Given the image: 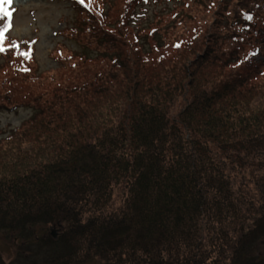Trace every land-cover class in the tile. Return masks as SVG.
Masks as SVG:
<instances>
[{"label": "trees", "instance_id": "16d2710c", "mask_svg": "<svg viewBox=\"0 0 264 264\" xmlns=\"http://www.w3.org/2000/svg\"><path fill=\"white\" fill-rule=\"evenodd\" d=\"M85 3L83 39L95 40L101 65L76 55L60 83L20 102L2 79L0 110L31 109L19 127L0 128L4 238L17 229L30 245L29 227H57L56 238H40L58 246L46 264L87 255H114V264H264V6L256 38L253 21L226 25L231 2L219 0L220 19L187 44L145 47L133 26L143 0ZM19 54L7 55L14 72H26Z\"/></svg>", "mask_w": 264, "mask_h": 264}, {"label": "rangeland", "instance_id": "374dc122", "mask_svg": "<svg viewBox=\"0 0 264 264\" xmlns=\"http://www.w3.org/2000/svg\"><path fill=\"white\" fill-rule=\"evenodd\" d=\"M229 1L231 2V14L224 18L226 25L229 28L240 30L253 21L251 37L257 36L256 32L263 27L261 20H258L260 18L258 15H262L260 10L264 6L263 2L262 6L256 8L260 0ZM121 2L123 5L124 0ZM143 2L136 6L135 16L137 19L133 22V26L136 29L135 32L138 33V39L141 40L139 43L145 47L152 46L154 41L172 43L174 39L178 40L179 44L185 45L194 32H201V27L206 28L221 17L214 15L220 5L219 0H214V3H210L207 7L203 0H143ZM80 6L82 4L79 0L76 2L73 0H11V3L7 5L11 11V27L4 32L3 40L0 42V47L4 48V51H0L1 94L6 89L12 88L16 92L15 102L35 97V95L39 96L44 89L52 88L55 83H60L61 78L71 69V65L79 61V56L76 57V55L84 52L87 57L96 59L92 60L94 65L102 64L101 59L95 57V40L91 37L88 38L89 40L83 39L86 35L84 30L87 26L91 27V21ZM120 7L118 1V7H114V14ZM247 17H251V19ZM2 22V16H0V28H3ZM252 41L254 39L251 38L243 45L246 51L256 45L255 43L251 44ZM13 42L16 46H12ZM88 42L90 43L88 44ZM170 48L169 46L168 51H171ZM255 48H258V45ZM10 52H15L19 57V52L29 53L28 71L14 72L12 68L14 61L10 62L7 55ZM259 52L258 56L264 52V49H259ZM255 59H259V57H255ZM14 74L15 76H13ZM3 78L12 82L5 86V90L2 89ZM30 115L31 109L26 104L2 109L0 110V128L4 130L17 128ZM2 150H6V146ZM249 179L251 178H247V180ZM242 189H246L245 185ZM114 196L115 207H117L120 204L119 195L114 193ZM28 229L32 232V234L29 232L27 234L32 239L30 245H27L30 239L28 237L23 239L17 234V229L13 235L14 237L20 236L18 239L8 237L12 233L7 234L8 238H4L6 234L0 231V264H33L36 261L38 264H46V261L51 259L50 256L58 248L57 244L44 243L40 238L43 235H52L56 238L59 234L58 228L52 224H40ZM34 236L37 238L34 239ZM258 248L261 250V247ZM262 250H264V241ZM26 253H31L35 257L28 259L32 255H26ZM114 259V255L106 257L87 255L82 260L70 262V264H114ZM206 264L212 263L207 262Z\"/></svg>", "mask_w": 264, "mask_h": 264}, {"label": "snow or ice", "instance_id": "6c2138e0", "mask_svg": "<svg viewBox=\"0 0 264 264\" xmlns=\"http://www.w3.org/2000/svg\"><path fill=\"white\" fill-rule=\"evenodd\" d=\"M81 4H84L85 7H87V4L85 3V0H79ZM11 3V0H0V16L8 18L4 25L3 28H0V42L3 40L4 32L11 27V11L7 8V5ZM248 19H251V17H247ZM12 46H16L15 42H13ZM0 51H4L3 47H0ZM21 55L25 56V58H28L29 53L28 52H23ZM254 55V53H253Z\"/></svg>", "mask_w": 264, "mask_h": 264}, {"label": "flooded vegetation", "instance_id": "af4514ba", "mask_svg": "<svg viewBox=\"0 0 264 264\" xmlns=\"http://www.w3.org/2000/svg\"><path fill=\"white\" fill-rule=\"evenodd\" d=\"M19 237H20V236H19ZM19 237H16V236H15L14 238H15V239H18ZM35 238H37V237H36V236H34V239H35Z\"/></svg>", "mask_w": 264, "mask_h": 264}]
</instances>
